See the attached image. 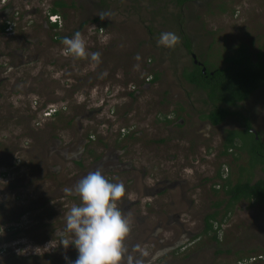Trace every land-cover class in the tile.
Returning a JSON list of instances; mask_svg holds the SVG:
<instances>
[{"label": "rangeland", "instance_id": "374dc122", "mask_svg": "<svg viewBox=\"0 0 264 264\" xmlns=\"http://www.w3.org/2000/svg\"><path fill=\"white\" fill-rule=\"evenodd\" d=\"M9 1L11 9L7 15L10 16L4 18L8 30L0 39V264H71L77 259L76 247L71 243L67 247L63 245L73 239L71 234L57 232L63 228L59 217L74 201L69 198L71 193L57 189L64 187L63 179L77 176L79 172L72 160H59L66 155L72 157L79 140L92 135L90 149L84 146L81 154L85 161L81 170H86L102 158L106 148L111 150L115 145L116 132L121 135L125 130L130 132V137L129 142L122 140L116 146L125 147L119 160H131L140 175L146 168L145 181H149L148 173L153 181L162 176L171 180L182 177L186 181L185 202H178L174 198L177 193L174 195L167 187H156V200L140 197L141 189L136 192L130 189L127 195L130 200L143 198L136 200L134 206L121 202L123 197L119 200L120 206L126 208L120 209L122 215L125 218L130 215L127 218L130 232L124 246L125 255L132 257L131 264L136 261L140 264H238L237 259L264 255V247L253 235L254 223L264 214L256 205L236 204L221 225L218 223V241L212 233L200 232L201 216L209 210L207 206L222 200L221 190L216 194L210 192L213 182L214 187L217 182L221 183L215 181L214 175L219 169L226 175L231 162L229 158L204 155L191 158L193 168L178 165V140L166 142L172 138L171 132L176 135L179 116L187 126H193L196 121L191 114L189 118L185 115L190 110L178 112V99L173 96L170 81L177 61L169 56L170 47L158 44L163 28H167L161 22L170 16L174 22L178 15L179 26L194 37L199 46L196 52L209 67L224 66L227 62L223 58L235 56L240 48L251 59L258 56L264 61V0H196L178 10L167 6L165 0H158L153 6L145 4L147 0H132L135 7L127 4L119 13L116 6L127 0H117L108 12L98 7V0H61L66 7L60 10L57 7L63 22L56 28L45 27L43 20L46 11L50 12L59 0ZM113 1L108 0L110 4ZM26 11L33 14H29L32 23L28 16L23 17ZM102 13L107 14L103 20ZM77 31L82 34L89 54L100 53L98 64L90 55L77 59L64 54L63 38H72ZM59 37L61 40H57ZM154 74L157 81L144 88L145 79ZM136 90L138 93H130ZM51 106L58 113L44 117L42 112ZM82 109L92 112L90 117L82 116ZM172 110L174 123L166 124L169 128L161 126L157 119ZM198 110H202L200 106ZM77 115L82 117L80 123ZM256 123L264 134V113ZM109 126L114 131L111 136H108ZM159 128L165 139L152 135ZM213 135L218 146L217 130ZM159 138L163 140L162 148L170 155L165 157L164 167L154 155L160 151L151 153V159L144 152H151ZM126 171L121 166L104 177L118 183L120 177L129 175ZM212 175L213 181H204ZM143 213L149 214V231L144 236L139 235L138 229V225L142 227L139 221ZM166 215L170 216L169 226L162 221L156 227L159 231L153 232L152 224L155 226L159 218L165 220ZM181 221L186 228H192L193 236L199 233L200 236L193 241L190 235L186 237L184 244L190 241L186 250L178 248L177 253L170 250L162 257L156 255L149 263L142 262V252H155L161 244L158 240L167 242L179 236ZM135 248L141 251L137 258L133 254ZM129 258L123 257L120 264H130ZM254 260L244 264H264Z\"/></svg>", "mask_w": 264, "mask_h": 264}, {"label": "flooded vegetation", "instance_id": "af4514ba", "mask_svg": "<svg viewBox=\"0 0 264 264\" xmlns=\"http://www.w3.org/2000/svg\"><path fill=\"white\" fill-rule=\"evenodd\" d=\"M117 0H114L111 4L108 2V0H98L99 8L105 9V12H108L109 7L116 4ZM132 0H127V3L125 4H119L116 6V11L119 13V11H122L124 7L129 4V6L135 7V3L131 2ZM136 1V0H134ZM167 1V6H170L173 10H178V8H183L184 6L188 4H193L196 2V0H192L190 2L192 3H185L182 5H178L174 0H165ZM158 3V0H147L145 4L149 6L156 5ZM138 4V3H137ZM9 0H0V30L2 31V35H0V39L4 37L7 34L8 27L6 25V22L4 20L5 17L10 16L7 15L10 12L11 7ZM146 5V6H147ZM54 6V5H53ZM121 6V7H120ZM59 8V7H58ZM51 9V8H50ZM50 11V10H49ZM180 11V10H179ZM44 16V26L47 28H56L58 26H61V21L63 22V15L57 14V13H50L46 11ZM60 12V11H59ZM32 13H35V10L33 9ZM29 13L26 11L23 15L28 16L29 23H32V20L30 19ZM33 15V14H32ZM57 15L54 22H52L51 16ZM166 18V17H165ZM167 22V23H166ZM56 24V26H54ZM162 25H167V28H163V32H172L179 37V43H177L174 47L169 48V56L173 57V60L177 61L174 65L177 64L176 69L172 72V76L170 77V81L172 83L171 89L175 92V97H177L178 101H176L178 105V112H183L186 110H190V113L185 112V115H188V118L190 114L192 115L193 121H196L193 126H187L185 119L182 116H179L178 118V130L176 135L173 134L171 131L170 135L172 138H168V141L166 144H169L172 140H178V165L182 164L183 166H188L190 168L195 167L193 165V161L190 163L189 161L193 157H201V156H213L217 158H229L231 164L227 165V172L226 175H224V172L217 170L214 179L215 181H220L221 183L217 182V188L214 187V182L212 183L211 187V194L217 193L221 190L222 192V200H219L218 202H211L209 206H207L208 211H204L202 214V224L201 227H199L200 232L203 234H210L213 235L217 234V229H219V225H221L222 221L228 215L231 214L232 208L235 207L236 204L240 202L256 205V207H259L260 209L264 210V202L262 199V195L260 194L256 199L252 198L250 201L247 199H240L239 201H236L232 207H230L229 203V197L230 195L226 194V190L230 185H234L239 181H247V179H250L252 182H255L259 178H264V163L255 162V158H261L264 156V134L260 131V129L257 127V119L260 115L264 113V85L258 86L256 89L250 91L245 98L242 100L236 101L234 104H226L223 103L224 108H226L225 112L226 115L223 116V118L215 123V118H208L206 115L211 114V110L213 108V103H211L208 98L206 91L202 88H198L190 82L187 79V74L190 72V70L193 69L194 66H197L200 68V70L205 73L207 68V64H204V60H202L199 57L198 52H196V47L199 48V46L196 44V40L194 37H192L190 34L185 33V28L179 26L180 22H178V15L176 16V20L173 22L171 21V16L167 17L166 20L161 22ZM159 40V37H158ZM188 44V45H187ZM209 49V45L206 47ZM228 57V56H226ZM224 57V58H226ZM223 58V60H224ZM257 58H259L257 56ZM256 58V59H257ZM182 62V63H181ZM264 62V61H263ZM209 67V66H208ZM204 69V71H203ZM157 77V75L149 76L145 79V82H143V87L147 88L148 86L152 85L157 81V79H154ZM132 94L138 93V90L134 92H130ZM183 97V99L181 98ZM180 99V100H179ZM195 99V100H194ZM183 101L186 102L187 107L183 106ZM175 103V104H176ZM199 103V105L197 104ZM198 106L201 107V111L198 110ZM65 108V106H63ZM50 109V107H47L42 112V115L44 117H50L52 115H55V113L58 111V109H55L54 112H52L49 115H46L45 113ZM257 111V113H255ZM92 112H87L86 110L82 109V112L80 114L82 116H89ZM173 110L170 111L168 114H166L163 117H160L157 119V122L161 124V126L168 127L166 124H172L173 122ZM81 115H77L76 119L77 122L80 123ZM90 117V116H89ZM85 118V117H83ZM109 135L111 136L113 133V129L111 126L108 127ZM160 130V131H159ZM166 131L165 129H163ZM170 130V129H169ZM214 130H217V137H218V146L215 144L216 139L213 135ZM114 132V131H113ZM116 138H115V145L111 146V150L106 148L105 152H102V158L98 159L97 161H94L92 165H88L86 170H81V168L84 167V160L81 159L82 150H84V146H88L91 143V137L92 135L87 136V138H84L85 140L81 139L79 140V144L77 147H75L73 151H75L74 155L71 157L70 155H66L63 159L59 160L61 162L62 160L70 159L73 162H75L76 170L79 172L76 174L77 176L71 177V178H65L62 180L64 183L63 188H58L57 190L61 192H65L66 188H71L73 185H75L81 178L86 176L89 172L95 171L97 169L102 170V174L105 175L106 173H113L117 171V169L120 170V167L123 166L124 169H127L126 172H128V176L126 178L120 177L118 179V183L122 182L125 186L126 192L125 195L122 198L121 202L126 203V206L136 203V200H141L143 198L145 199H154L156 200L158 194L155 192L156 187H167V189L170 190V192H173V194L176 196L174 197L179 202H185L186 199V193L184 192L185 183L186 181L183 180L182 177L180 179H173L166 178L164 176L156 178L155 181L151 180V173H148V179L149 181H145L146 178L145 172L146 168H143L141 175L139 174V170L134 168L133 162L131 160L128 161H121L119 160V157H122L125 153V147L122 149H118L116 146L120 143L122 140H126L127 142L130 137V132L128 133L126 130L123 132V134L119 135L118 132H116ZM152 135H161L163 139H165L161 129L159 128L158 131ZM205 137V139H203ZM209 137L207 140L206 138ZM203 139V140H202ZM85 141V142H84ZM162 141L160 138L157 139L154 142V148L151 149V152L148 150H144L146 153V156L151 159L152 154L157 152L156 157L159 158V163L164 167V164H167L165 161V157H170L166 153V148H162ZM102 143V141H101ZM104 146L106 144L102 143ZM122 146V145H121ZM90 151V150H89ZM173 151H175L173 149ZM90 153H92L90 151ZM98 155V154H97ZM142 156L143 153H142ZM173 156V155H171ZM174 157V156H173ZM95 159V158H94ZM225 160V159H224ZM111 162V164L106 165V162ZM156 164V162L154 163ZM60 163L57 167H59ZM225 165V164H222ZM252 165V166H251ZM251 168L252 175L247 174V169ZM59 169V168H58ZM63 175H66V173H63ZM234 176V177H233ZM66 177V176H65ZM213 175L211 176V179L209 176L205 177L204 181L209 183L210 180H212ZM64 178V177H63ZM256 178V179H253ZM213 179V180H214ZM123 180V181H122ZM212 180V181H213ZM61 181V180H60ZM120 181V182H119ZM53 183V179H52ZM130 189L132 192H136L137 190L141 189L143 191H139L140 197L135 198L134 200H130L127 195H129ZM68 193V192H65ZM142 193V196H141ZM70 194V193H69ZM133 194V193H132ZM69 198L74 201V204L71 203L70 207L66 209L69 210L71 207L79 205L80 199L78 196L72 194L69 196ZM149 201V200H147ZM138 202V201H137ZM140 202V201H139ZM176 202V201H175ZM67 204V203H66ZM171 204H174V202L171 201ZM69 205V204H68ZM211 206V209H210ZM117 207L120 209L125 210L126 208L120 206V201L117 202ZM65 211V212H66ZM64 212V213H65ZM181 212V211H180ZM125 213V212H124ZM129 214V212L127 211ZM142 219L139 221L142 225V227H139V235H145V232L149 231L148 227V220H149V214L143 213ZM161 212L157 214V216H160ZM164 214V213H162ZM124 215V214H123ZM126 216V214H125ZM165 216V215H164ZM180 216V215H179ZM177 216V217H179ZM207 216H214V218H209L210 222H213L212 229L206 230V219ZM217 216H220L218 219ZM127 218H130V215L126 216ZM170 217V216H168ZM168 217L166 215L165 220L157 219L154 224H152V231L158 232L159 230H156V227L160 226L162 221L166 224L165 226L168 227L170 222L168 220ZM173 218H176V216H173ZM138 219V218H137ZM60 222L62 223V226L64 227V215L62 217H59ZM176 220V219H175ZM219 221V222H217ZM182 225V232H180L179 236H177L174 240L170 238L171 240H168L165 242V240L161 239L158 240L160 245L157 247L155 252H151L148 254V252H142V257L144 255V259L142 262L149 263L150 260L155 259L156 255H163L166 254L167 251L174 250L176 253L178 252V248L181 249H187L188 243H185V240L190 235L192 238L191 240H196L200 233L197 235H194V232L192 228H187L184 226V222H179ZM219 223V225H218ZM255 226L253 235L255 236V240L264 247V214L257 218V221L254 223ZM198 229V230H199ZM197 230V231H198ZM59 229H57V232ZM59 233V232H58ZM215 233V234H214ZM217 236V235H216ZM174 237V236H173ZM189 238V237H188ZM188 244V245H187ZM182 251V250H181ZM141 251L138 249H134L135 258H137L136 255H141ZM126 259L129 258V255L124 256ZM132 258V257H131ZM251 258V257H249ZM248 258V259H249ZM248 259H237L238 263L243 262L245 260L247 262ZM255 260H257L255 263L261 262L264 263V255L258 254L257 257H255ZM254 260V261H255ZM162 263V262H161ZM160 263V264H161ZM249 263V262H248ZM244 264V263H242Z\"/></svg>", "mask_w": 264, "mask_h": 264}, {"label": "clouds", "instance_id": "9594fccd", "mask_svg": "<svg viewBox=\"0 0 264 264\" xmlns=\"http://www.w3.org/2000/svg\"><path fill=\"white\" fill-rule=\"evenodd\" d=\"M106 16L100 14L102 20ZM62 43L66 56L86 59L90 55L95 64L100 62V53L87 52L85 40L79 31L72 38H63ZM177 43L179 37L172 32L161 33L158 40V44L166 47H174ZM65 192L80 199L79 205L64 213L65 225L59 230V234L68 232L73 237L63 245L67 247L71 243L78 250V257L71 264H120L126 254L124 240L130 232V221L117 207V202L126 192L124 184L109 182L102 170L97 169L71 188H66ZM129 260L131 264V258ZM136 264H140V261H136Z\"/></svg>", "mask_w": 264, "mask_h": 264}, {"label": "trees", "instance_id": "16d2710c", "mask_svg": "<svg viewBox=\"0 0 264 264\" xmlns=\"http://www.w3.org/2000/svg\"><path fill=\"white\" fill-rule=\"evenodd\" d=\"M174 1L178 5L188 2L192 3L190 2L192 0ZM57 7L60 10L65 8L66 5L61 0L55 2L54 6L50 9V13L59 12ZM57 40H61V38L59 37ZM237 51L235 56L224 58L223 61L227 62L224 66H207L208 69L205 73L199 67L194 66L187 74V79L198 88L204 89L208 100L213 103L211 114L206 115V117L215 118V123L219 122L226 115V108H224L223 103L234 104L236 101L245 98L250 91L264 85V62L260 58L251 59L249 55L245 54L243 48ZM204 64L207 63L204 62ZM154 79H157V77ZM255 162L264 163V156L259 159L255 158ZM247 174L252 175L251 168L247 169ZM226 194L230 195L228 203L230 207L242 198L250 201L252 198L256 199L260 194L264 202V178H259L255 182H252L250 179L239 181L234 185H230L226 190ZM210 217L214 218V216H207L206 230L212 229L213 226V222L209 221ZM213 239L218 241L216 234L213 235Z\"/></svg>", "mask_w": 264, "mask_h": 264}, {"label": "built area", "instance_id": "2783aa9c", "mask_svg": "<svg viewBox=\"0 0 264 264\" xmlns=\"http://www.w3.org/2000/svg\"><path fill=\"white\" fill-rule=\"evenodd\" d=\"M57 17V15H52L51 16V19H52V22H54V20H55V18ZM54 108L53 107H51L45 114L46 115H49V114H51L52 112H54ZM249 259H251V261L252 260H254L255 259V257H253V258H249ZM249 259L247 260V262L249 261ZM242 263H245V260H243V262H240V263H238V264H242Z\"/></svg>", "mask_w": 264, "mask_h": 264}, {"label": "water", "instance_id": "95a60500", "mask_svg": "<svg viewBox=\"0 0 264 264\" xmlns=\"http://www.w3.org/2000/svg\"><path fill=\"white\" fill-rule=\"evenodd\" d=\"M203 71H204V69H203Z\"/></svg>", "mask_w": 264, "mask_h": 264}]
</instances>
